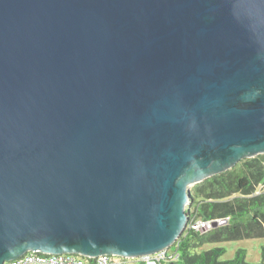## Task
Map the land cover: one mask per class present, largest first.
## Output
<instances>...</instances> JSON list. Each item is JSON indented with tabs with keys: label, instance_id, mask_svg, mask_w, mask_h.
Masks as SVG:
<instances>
[{
	"label": "water",
	"instance_id": "1",
	"mask_svg": "<svg viewBox=\"0 0 264 264\" xmlns=\"http://www.w3.org/2000/svg\"><path fill=\"white\" fill-rule=\"evenodd\" d=\"M259 154L264 0H0V264L154 254Z\"/></svg>",
	"mask_w": 264,
	"mask_h": 264
},
{
	"label": "trees",
	"instance_id": "2",
	"mask_svg": "<svg viewBox=\"0 0 264 264\" xmlns=\"http://www.w3.org/2000/svg\"><path fill=\"white\" fill-rule=\"evenodd\" d=\"M188 206L190 218L226 219L208 231L186 228L170 247L174 257L155 264H264L250 263L246 250L221 260L224 247L208 250L206 243L264 237V154L244 158L231 169L194 185ZM126 264H146L122 258Z\"/></svg>",
	"mask_w": 264,
	"mask_h": 264
},
{
	"label": "built area",
	"instance_id": "3",
	"mask_svg": "<svg viewBox=\"0 0 264 264\" xmlns=\"http://www.w3.org/2000/svg\"><path fill=\"white\" fill-rule=\"evenodd\" d=\"M221 219H202L192 218L187 226L188 229L195 231H208L215 226L213 222ZM172 246V245H171ZM170 246V247H171ZM170 247L165 248L151 255H145L137 258L145 261L146 264H155L159 261H166L167 257H174L171 254ZM123 257L112 254H101L96 257H87L77 253H42L37 251H29L24 255L9 261H5L3 264H126ZM129 259V258H128Z\"/></svg>",
	"mask_w": 264,
	"mask_h": 264
},
{
	"label": "rangeland",
	"instance_id": "4",
	"mask_svg": "<svg viewBox=\"0 0 264 264\" xmlns=\"http://www.w3.org/2000/svg\"><path fill=\"white\" fill-rule=\"evenodd\" d=\"M214 247H224L226 249V252L220 258L221 260L230 259L235 256L239 249H244L246 250L248 262H264V237L210 242L206 243L202 248L208 250Z\"/></svg>",
	"mask_w": 264,
	"mask_h": 264
}]
</instances>
